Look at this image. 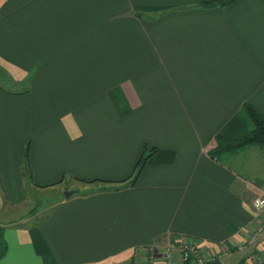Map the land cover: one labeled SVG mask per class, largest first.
Here are the masks:
<instances>
[{
	"label": "crops",
	"instance_id": "0c3cea01",
	"mask_svg": "<svg viewBox=\"0 0 264 264\" xmlns=\"http://www.w3.org/2000/svg\"><path fill=\"white\" fill-rule=\"evenodd\" d=\"M246 103L264 114V0H0V264H164L179 236L264 264V149L209 153L253 129Z\"/></svg>",
	"mask_w": 264,
	"mask_h": 264
},
{
	"label": "trees",
	"instance_id": "16d2710c",
	"mask_svg": "<svg viewBox=\"0 0 264 264\" xmlns=\"http://www.w3.org/2000/svg\"><path fill=\"white\" fill-rule=\"evenodd\" d=\"M245 108L250 115L254 127L252 130L246 131L236 138H225L222 136L215 137V146L209 151L212 157H219L222 153H234L246 146L252 144H259L264 147V114L260 112L256 107L251 104L246 103ZM151 150L144 147L142 155L138 159L134 167V174L130 179L133 182L140 169L142 168L147 156ZM95 180L84 181L86 183H93ZM2 227H0V258L3 256L6 250V243L2 235ZM186 264H191L187 262ZM212 264H220L218 262H213Z\"/></svg>",
	"mask_w": 264,
	"mask_h": 264
},
{
	"label": "built area",
	"instance_id": "2783aa9c",
	"mask_svg": "<svg viewBox=\"0 0 264 264\" xmlns=\"http://www.w3.org/2000/svg\"><path fill=\"white\" fill-rule=\"evenodd\" d=\"M252 208L258 212H264V190L252 199ZM262 226H258L252 233L249 242H253L262 232ZM247 244L243 245L246 246ZM151 249V248H150ZM152 251V249H151ZM162 259L164 264H183L190 262L191 264H206V258L201 253L195 242L185 240L182 237H176L172 243L162 247ZM155 254L150 255L153 262Z\"/></svg>",
	"mask_w": 264,
	"mask_h": 264
},
{
	"label": "rangeland",
	"instance_id": "374dc122",
	"mask_svg": "<svg viewBox=\"0 0 264 264\" xmlns=\"http://www.w3.org/2000/svg\"><path fill=\"white\" fill-rule=\"evenodd\" d=\"M252 145H253V146H259V147H261V148L264 149V147L261 146V145H259V144H252ZM252 145H249V146H252ZM246 147H248V146H246ZM246 147H244V148H246ZM244 148H242V149H244ZM242 149H240V150H242ZM240 150H238V151H236V152H239ZM234 153H235V152H234ZM230 154H232V153H230ZM257 156H258V155H254V154L251 153V152H250V153H247V159L250 158V160L258 158ZM258 171H259L260 173H264V171H263V172L260 171V170H258ZM74 184H77V182H74ZM256 187H257V186H256ZM262 187H263L262 189L255 190L253 198H254L255 196L259 195V194L264 190V186H262ZM257 188H259V187H257ZM63 194H64V193L53 192V191H52V193L50 192V194H48V196L46 197V200H43V199H41V197H40L39 205H40V206L48 205V204H50L52 201H54L56 198H59V197L63 196ZM253 198H252V199H253ZM149 261L152 263V261L150 260V258H149ZM183 264H186V262L183 263Z\"/></svg>",
	"mask_w": 264,
	"mask_h": 264
},
{
	"label": "water",
	"instance_id": "95a60500",
	"mask_svg": "<svg viewBox=\"0 0 264 264\" xmlns=\"http://www.w3.org/2000/svg\"><path fill=\"white\" fill-rule=\"evenodd\" d=\"M73 193V190H67V191H64V196L65 197H68L70 194Z\"/></svg>",
	"mask_w": 264,
	"mask_h": 264
}]
</instances>
